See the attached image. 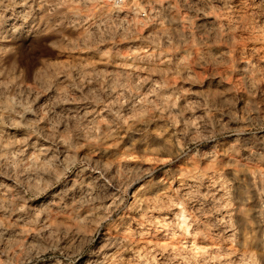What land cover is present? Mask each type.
<instances>
[{"label":"clouds","instance_id":"1","mask_svg":"<svg viewBox=\"0 0 264 264\" xmlns=\"http://www.w3.org/2000/svg\"><path fill=\"white\" fill-rule=\"evenodd\" d=\"M81 261L264 264V0H0V264Z\"/></svg>","mask_w":264,"mask_h":264},{"label":"rangeland","instance_id":"2","mask_svg":"<svg viewBox=\"0 0 264 264\" xmlns=\"http://www.w3.org/2000/svg\"><path fill=\"white\" fill-rule=\"evenodd\" d=\"M133 227H135V225L133 224ZM84 259H89L87 256L84 257ZM81 264H83V261H81Z\"/></svg>","mask_w":264,"mask_h":264}]
</instances>
